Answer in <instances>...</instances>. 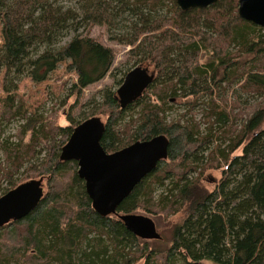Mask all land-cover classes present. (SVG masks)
<instances>
[{"label": "trees", "instance_id": "trees-1", "mask_svg": "<svg viewBox=\"0 0 264 264\" xmlns=\"http://www.w3.org/2000/svg\"><path fill=\"white\" fill-rule=\"evenodd\" d=\"M237 7L238 0H217L186 11L175 0H0V69L7 93L17 88L7 82L24 77L43 82L65 61L67 70L76 74L77 92L108 73L114 76L115 51L87 34L92 25L105 26L109 41L130 46L136 63L153 66L155 77L147 88L151 97L142 95L121 109L115 91H101L100 105L108 113L100 144L110 153L136 140L165 135L167 158L117 210L132 213L149 204L154 185L165 187L155 203L158 210L184 209L170 245L150 250L147 240L126 230L114 215L95 212L76 161L59 159L80 121L69 118V126L56 125L52 115L47 120L29 113L13 98L0 105V131L10 117L21 122L19 140L0 135V150L9 165L5 174L20 171L29 153L43 145L44 160L29 170L46 178L49 189L26 216L0 227V264H129L143 256L146 264H264V27L240 18ZM235 48L251 59L234 61ZM202 54L208 59L200 64ZM223 82L239 84L242 92L259 96V102L241 106L239 113L234 112L240 106L236 103L228 110L214 98ZM201 97L202 110L212 121L204 133L187 117ZM177 98H187L189 108L168 121L167 105ZM133 107L139 108L138 117L126 120L124 113ZM214 124L221 140L208 150ZM240 147L241 154L232 155ZM199 149L208 150L204 161L196 157ZM209 168L221 169L211 190L199 186V175ZM198 169L197 177L188 176ZM31 178L12 181L9 189L0 188V196Z\"/></svg>", "mask_w": 264, "mask_h": 264}, {"label": "rangeland", "instance_id": "rangeland-1", "mask_svg": "<svg viewBox=\"0 0 264 264\" xmlns=\"http://www.w3.org/2000/svg\"><path fill=\"white\" fill-rule=\"evenodd\" d=\"M61 1H70V0H61ZM166 3L169 1L164 0ZM166 12V9H165ZM87 34L92 38L104 43L108 46H111L115 51V59L112 65L114 76H110L108 73L101 81L90 85L80 92H77L73 89V85L76 83V74L67 70V65L69 61L61 62L57 68L52 71L48 78L43 82L37 83L30 81L29 78L24 77L21 78L20 81H12L7 82L6 86L17 85L15 91L5 92L3 90V82H4V71L0 69V105H2L3 101H8L11 103V99L14 98L15 101H19V103L24 104V108L27 109L29 113H35L38 116L47 118V120L53 116V123L59 126H69L71 123L69 122V118L73 121H80L82 118L91 115L100 116L102 121H105L107 118L108 109L101 106L100 104L103 102L101 98V91L105 88L111 89L116 92V89L119 87L118 81L123 76L124 72L131 69L136 65L147 66L151 71L153 70L152 65H147L145 63H136L135 59L132 55L129 54L130 46H124L118 44L114 41L108 40L106 27L103 25H92L87 30ZM2 45V36H1V23H0V47ZM238 50H232L233 55H237V58L234 61H242L245 62L251 59V55L238 53ZM255 56H253L254 58ZM208 59L207 54H202L199 59V63L202 64L206 62ZM116 69V70H115ZM112 73V74H113ZM149 89V88H148ZM147 90L144 91L143 96L148 94L151 97V93ZM221 97H224L227 101L225 104ZM214 98L222 103L227 109H230V106L234 103L238 104L239 108L234 109L235 113H239L241 110V106L249 105L253 106L257 102H259L260 97L257 95L249 94L242 92L239 88V84L237 83H228L223 82L221 84V89L215 88ZM153 99V98H152ZM194 98L191 100L193 101ZM205 98H200V101L191 108L187 114V117H191L193 121L200 125V130L202 133L205 132L206 126L210 124V119L206 116L203 107L200 103H203ZM154 101V100H153ZM174 101V100H173ZM187 101V98H177L172 104L171 102L167 105V109L164 113V116L168 121L176 119L179 115L185 113L188 110L189 106L184 104ZM155 102V101H154ZM139 108L133 107L130 111H126L124 113L125 119H129L130 116H133V119L138 117ZM231 111V110H230ZM231 113V112H230ZM91 117V116H89ZM87 117V118H89ZM175 117V118H174ZM86 118V119H87ZM46 120V121H47ZM85 120V119H84ZM83 121V120H82ZM79 122V123H80ZM212 122V121H211ZM21 122L17 117H10L9 120H4L1 125L0 135L3 139H9L10 141L19 140V125ZM217 124L212 126L214 133V141L210 143L208 150L212 149L217 143H219L220 131L217 129ZM29 140V133L24 137L23 141L26 143ZM43 145H40L36 152L31 151L28 156L27 162L21 168L20 171L13 173L12 176L8 177L5 172L7 167H9L5 154L0 150V188L1 189H9L10 183L15 180L23 179L26 175H32L33 178L37 179L40 176H36L29 169H35L36 164L41 163L46 155V151L43 150ZM207 151L198 150L196 157L199 159L205 160L207 157ZM40 152V154L38 153ZM38 154V155H37ZM241 154V147L238 148L232 155ZM199 160V161H201ZM198 161V160H197ZM30 171V172H29ZM199 173V169L196 170V173L192 172L188 174L189 177H197ZM221 178V169L209 168L204 170L199 175V186L206 188L207 190H211L214 185ZM30 180V179H27ZM24 180V181H27ZM23 181V182H24ZM214 181V182H213ZM168 184V183H167ZM154 190L150 195L149 204L142 203V207L134 210L132 213L140 214L151 218L155 224L156 231L160 234V239L155 240H147L150 250H163L170 245V241L172 239L173 230L175 226L182 221L184 218V209L181 208L178 211H160L159 207H155V203H157L158 197L165 192V187L153 186ZM49 189V184L47 183L46 178L43 180V191L46 193ZM3 192V191H2ZM1 192V193H2ZM0 193V194H1ZM152 196V198H151ZM152 202V204L150 203ZM149 205V206H148ZM145 240H141L140 246L144 245ZM146 258L140 257L139 260L134 262H129V264H146ZM177 264H181V261L178 260ZM199 264H211L207 261H201Z\"/></svg>", "mask_w": 264, "mask_h": 264}, {"label": "water", "instance_id": "water-1", "mask_svg": "<svg viewBox=\"0 0 264 264\" xmlns=\"http://www.w3.org/2000/svg\"><path fill=\"white\" fill-rule=\"evenodd\" d=\"M217 0H175L180 10L204 8ZM238 16L259 27H264V0H238ZM155 71L136 65L126 72L116 99L121 109L137 101L150 86ZM105 124L98 116H91L73 127L62 146L59 159L74 160L77 175L91 206L100 216L114 215L126 230L145 240L160 239L153 220L134 213H119V204L157 164L167 158L168 138L155 135L147 140H136L113 152H106L100 144ZM44 194L43 178L19 183L0 196V227L17 221L33 210Z\"/></svg>", "mask_w": 264, "mask_h": 264}]
</instances>
